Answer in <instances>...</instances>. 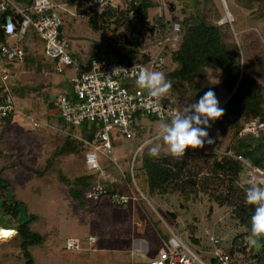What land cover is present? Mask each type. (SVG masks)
I'll use <instances>...</instances> for the list:
<instances>
[{"label": "trees", "instance_id": "obj_1", "mask_svg": "<svg viewBox=\"0 0 264 264\" xmlns=\"http://www.w3.org/2000/svg\"><path fill=\"white\" fill-rule=\"evenodd\" d=\"M87 1L89 0H79L75 4V10L76 15L88 18V24L93 31H108L107 29L111 24L117 28L128 26L130 29L110 37L102 49L101 55L91 57L87 61L88 67L86 69H89L91 60L94 58L109 61L125 59L130 62L147 61L158 51L160 42L170 32L171 24L173 22L180 24V32L176 34L178 36L176 48L171 47V42L166 45L163 52L165 61L159 70L160 72L162 70L172 87L162 99L166 104H171L174 108L181 110L187 103L197 101L209 89L213 90L216 96L224 92L226 98L221 106L224 109V115L211 123V128L216 129L217 134H209V136L213 139L230 137L231 142L222 154L208 153L205 150L196 151L195 149L189 151V148L185 150L183 156H173L171 153H158L157 156L146 154L142 157L137 170H141L145 176L147 192L151 199H154L153 197L156 195L176 194L188 202L192 198L202 195L217 203L219 207L230 208L232 218L244 229L242 234L232 240L231 249L241 246L247 253L250 248L248 239L251 238L260 245V250L255 254L258 264H264V236L259 238L251 236L250 218L254 212V206L245 202L246 189L239 185L245 165L236 158V156H242L250 165L264 170V132L258 137L240 135L245 124L250 120L264 123V49H260L259 38L252 32L243 33L238 38L234 37L232 31L234 23L232 26L227 22L220 24L222 16L219 9L215 7L213 0H174L169 4L170 12H173L177 2L181 7L180 12L183 18L174 17L170 20L161 16L156 18L155 24H151L149 17L151 11L159 6L156 1L126 0L124 7H107L102 14L94 10L92 6L87 5L93 0ZM243 1L246 3L245 8L251 11V17L264 18V0ZM31 2L32 0H28L23 7L30 6ZM53 2L63 7L64 4L68 3L58 4L54 0ZM59 12L63 18V8L59 9ZM133 12L136 13V17L130 20L129 16ZM212 14L215 15L214 18L211 16ZM7 15H13L10 7H7L5 11L0 10V27L3 18ZM63 25L64 22L61 27L64 37ZM146 27L150 33L147 38L141 32V29ZM112 32L115 33L116 30ZM28 39L38 40L37 35L32 30L25 35L20 42L25 52V61L22 65L14 66V70L16 71L18 68L21 72L33 73L37 78L36 81H39L40 77H44L45 72L56 73L54 61L48 59L47 63H52V65L50 63L48 65L37 60L34 52L29 51L25 45ZM7 41L8 38L0 29V42ZM121 47L126 48V50L123 52ZM71 55L78 57L74 53ZM166 58H169L170 62L175 65L174 69H166ZM210 71L218 73L217 83H211L207 79ZM14 82L13 77L5 82L0 80V99L11 97L15 108L17 103H21V100L26 98L25 96L28 98L32 96V93L38 96L36 99H43V95L46 97L48 94L42 88L43 86H40L43 85L40 82L35 86L33 83L22 84L18 82L16 84ZM69 96L74 102L75 98H73L71 91ZM47 106L55 109L54 101L48 103ZM13 114L0 123L1 134L12 123ZM140 117L158 120L147 114H136L130 128L131 131L137 128L136 119ZM97 129L98 126L95 125L83 127L81 129L83 131L82 140H77L71 135L66 136L53 156L82 154L84 160L87 151L84 143L93 140ZM229 152L231 155H228ZM18 163H21L20 165L25 171L42 176V172L24 164L20 159H18ZM135 164L136 158L134 160V172ZM4 170L5 166L0 169V213L2 217L8 218L17 226L11 229L0 228V233H13L12 239L19 240V250L24 264H35L30 249L43 245L45 237L30 227V224L37 219L36 215L28 214L24 222L18 221L23 202L12 195L10 196L9 182L3 178ZM109 171H116L113 164H110ZM60 179L69 185V194L73 201L79 205V208L86 210L92 202L85 200L84 193L96 183L98 176L87 172L86 175L77 177L73 181L63 176ZM120 181L124 182L121 185H125V191L130 194V173L128 179L124 178ZM118 183L115 182L106 187V197L114 192L122 193L124 191V189L120 190L122 186L118 187ZM145 202L143 200L141 203L145 204ZM194 233L195 230L192 229L191 234ZM146 236L151 239L150 245L154 246L157 252L164 243L168 242L170 234L168 232L167 235L160 237L154 232H149ZM191 241L194 245L198 244L195 238H192ZM147 261H143V264H146Z\"/></svg>", "mask_w": 264, "mask_h": 264}, {"label": "rangeland", "instance_id": "obj_2", "mask_svg": "<svg viewBox=\"0 0 264 264\" xmlns=\"http://www.w3.org/2000/svg\"><path fill=\"white\" fill-rule=\"evenodd\" d=\"M11 1L20 8L28 0ZM54 1L58 4L68 2L64 4L62 15L64 38L69 53L79 55L82 62H87L91 57H99L110 37L130 29L128 26L117 28L111 24L108 31L95 32L90 28L86 16L76 15L75 4L79 0ZM111 1L122 8L126 0ZM213 2L222 16L220 24L227 22L232 26L234 23L232 30L234 37L238 38L243 33L252 32L260 40V49H264V18L251 17V11L245 8L246 3L243 0H213ZM180 9L177 2L173 12H170V6L157 8L151 11L149 21L155 24L156 18L161 16L166 19L183 18ZM211 16L215 17L214 14ZM113 30L116 32H112ZM141 30L146 38L149 37L147 27ZM121 50L124 52L126 48L121 47ZM165 67L167 70H172L175 65L166 58ZM70 73L73 74L72 71ZM62 77V75L57 76L56 82H62ZM207 79L211 83H217L218 73L208 72ZM26 83L31 84L30 81ZM33 94L29 98L25 96V101L16 104L12 123L4 129V133L0 132V169L5 166L3 178L9 182L10 196L23 202L18 221L24 222L28 214L36 215L37 219L30 224V227L45 237L43 245L30 249L35 264H143L139 257H130V249L134 238L149 230H153L160 237L172 230L190 241L195 238L198 241L196 249L200 251L213 249L211 238H214L218 247L228 248L232 240L244 232V229L232 218L230 208L219 207L208 197L199 195L188 202L176 194L156 195L154 199L150 198L146 184L142 185L138 178L142 176L137 173L140 161L144 155L149 154V148L153 146H159V153L171 152L157 135L163 122L148 117L136 119L137 128L133 130L132 139H126L113 130V150L105 155L99 154V162L102 169L119 182L118 187H121L124 182L120 179H128L130 161L136 156V184L144 192L149 203L142 204V197L137 195L136 200L131 201L127 206L116 207L104 196L99 202H92L86 210H82L70 197L69 185L60 179L63 176L73 181L77 177L86 175L88 171L82 154L60 157L53 154L68 135L82 140L83 131L74 130L66 125L56 109L48 108L47 104L43 103L44 95L43 99L38 100ZM225 98L224 92L217 96L220 107L225 102ZM208 131L209 134H217L214 128L210 127ZM230 142V137L225 139L217 137L214 138L213 144H205L195 150L222 154ZM84 145L87 150V144ZM18 159L42 172V176L25 171L21 163H18ZM110 164L115 167V172L109 171ZM130 186V194L135 193L133 184ZM124 188L126 189L125 185L120 190ZM16 226L17 224L2 217L0 213V228L11 229ZM192 229L195 230L193 235ZM13 236L11 232L0 233V264H24L19 250V240L12 239ZM87 237H91L94 242L84 243ZM75 238H80L83 242V250L68 251L66 240ZM248 244L250 250L257 254L260 250L259 243L250 238ZM157 252L151 247L147 259L154 257ZM142 256L146 255L142 254Z\"/></svg>", "mask_w": 264, "mask_h": 264}, {"label": "built area", "instance_id": "obj_3", "mask_svg": "<svg viewBox=\"0 0 264 264\" xmlns=\"http://www.w3.org/2000/svg\"><path fill=\"white\" fill-rule=\"evenodd\" d=\"M158 8H166L174 0H153ZM99 14L108 8H117L111 0H93L89 3ZM7 7L13 11V15H7L2 20L0 27L8 38L7 42H0V80L5 82L14 75V66L22 65L25 61V52L20 42L31 30L35 32L39 41L44 44L46 59L55 62L57 74H65L72 71L70 87L75 101L67 92L58 95L54 99V107L61 120L80 131L83 127L98 126L94 138L87 142V151L84 155L86 170L96 174L98 180L85 193L84 198L89 202H98L105 196L106 187L116 180L104 171L100 165L99 154L111 153L113 150L112 131L126 139L134 137L130 130L136 114H147L162 122H170L173 115L179 112L171 104H166L162 97L152 98L147 89L136 86L135 78L141 67L149 71H159L164 64L163 52L167 44L176 48L180 24L173 22L170 32L159 45V49L147 61L130 62L129 60L109 61L107 59L94 58L88 67V62H82L80 58L73 57L68 51L67 41L62 36L61 27L63 18L59 9L63 6L54 4L53 0H32L30 6L16 7L11 0H0V10ZM136 17V13L130 14L129 19ZM171 20V19H170ZM134 67V70L132 68ZM89 74V78L85 75ZM15 111L11 97L0 99V123L9 118ZM264 132V123L250 120L243 127L240 135L258 137ZM142 146L139 147L141 149ZM192 148H189L191 151ZM140 151V150H139ZM228 155H231L229 152ZM131 161L130 184H133L135 193L129 194L114 192L107 196L108 201L117 207L127 206L136 196L142 197L149 203L144 192L136 184L133 171L134 160ZM236 158L245 165L239 185L247 189L250 183L264 182V170L250 165L242 156ZM131 187V186H130ZM134 191V190H133ZM136 194V195H135ZM140 195V196H139ZM168 242L159 248L157 255L148 259L146 264H258L250 248L247 253L241 246L231 249L218 247L214 238H211L214 246L210 251H200L196 245L181 234L177 235L169 231ZM94 240L89 237L84 243ZM83 242L78 239H67L68 251H79ZM144 257V256H143Z\"/></svg>", "mask_w": 264, "mask_h": 264}, {"label": "clouds", "instance_id": "obj_4", "mask_svg": "<svg viewBox=\"0 0 264 264\" xmlns=\"http://www.w3.org/2000/svg\"><path fill=\"white\" fill-rule=\"evenodd\" d=\"M134 70V67L132 68ZM89 78V74L85 75ZM135 84L141 89H147L152 98H161L168 94L171 82L160 71H149L141 67L136 74ZM224 115L215 92L211 89L204 92L199 99L187 103L179 112L172 116L170 123H162L158 138L162 139L173 156L185 155L187 148L196 149L205 144H213L209 136L211 123ZM152 143V141H148ZM159 146L149 148V154L157 156ZM245 202L254 206L251 220V236H264V182H253L245 191Z\"/></svg>", "mask_w": 264, "mask_h": 264}, {"label": "crops", "instance_id": "obj_5", "mask_svg": "<svg viewBox=\"0 0 264 264\" xmlns=\"http://www.w3.org/2000/svg\"><path fill=\"white\" fill-rule=\"evenodd\" d=\"M25 45L27 46V48L29 49L30 52H34V56L37 58V60L43 61L44 63L48 62V60L45 58V54H44V44L41 41H39V40L33 41L32 39H28L26 41ZM77 56L79 57V55H77ZM49 63L52 65L51 62H49ZM49 63H47V64L50 65ZM70 72L71 71L69 70L65 74H62V76H63L62 79H61L62 82H60V81L56 82L57 81L56 77L60 76L57 73L51 74V73H46V72H45L46 75H44V77H40L38 79L39 81H36L37 78L34 76L33 73L32 74L29 73V72L28 73H24V72H21L17 68V70L14 72L13 78H14V81H15L14 83H16V84L18 82H20L22 84H25L26 81H30V83H33V85L35 86L39 82L42 83L43 85H40V86H43L42 88L47 93L49 92L46 97L44 96L43 103L48 104V103L54 101V99L58 95H60L62 93H65V92H67L68 94L70 93V91H71L70 78H71V75H72V73H70ZM57 86H59V87L63 86V87L61 89H57L56 88ZM35 97H38V96H35ZM38 100H41V99H38ZM21 101L23 102L25 100H21ZM29 102H33V101H29ZM38 103H40V102H38ZM38 103H36V104H38ZM137 173L142 175V176H140L138 178H139V180H141L140 182H142V185H145L146 184V179H145V176L143 175V172L141 170H138ZM80 228H82V227H80ZM149 232L153 233V231H150V230H149ZM149 232H145V233H142V234L140 232H138L140 234L137 235V238H134V243L132 245V248L130 249V257L131 258L132 257H139L142 261H147L148 260L147 259V256H148L147 254H149V251H150L151 246H152V245H150L151 244V239L146 236ZM87 238H89V237H87ZM78 239H80V238H78ZM152 249L155 250L154 246H152ZM72 252H74V251H72ZM142 254H145L146 256L143 257ZM156 255H157V253H156Z\"/></svg>", "mask_w": 264, "mask_h": 264}]
</instances>
